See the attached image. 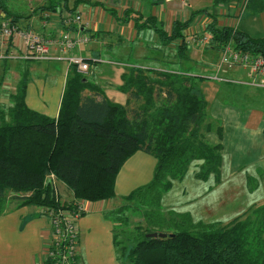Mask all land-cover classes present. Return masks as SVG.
<instances>
[{
    "label": "trees",
    "instance_id": "1",
    "mask_svg": "<svg viewBox=\"0 0 264 264\" xmlns=\"http://www.w3.org/2000/svg\"><path fill=\"white\" fill-rule=\"evenodd\" d=\"M65 1L49 0L48 7L56 11ZM0 4L6 19L29 28L19 23L24 15L11 13L3 0ZM148 21L163 45L179 41L176 65L171 63L176 67L127 66L120 86L128 94L125 104L109 99L76 65H70L57 117L27 105L26 81L12 91L2 89L5 79L0 78V215L13 202L57 211L74 210L79 200H112L120 168L136 151L145 150L157 158L154 176L123 196V201L144 202L138 208L142 218H114L115 212L125 209L122 205L108 212L122 264H264V204L228 223L194 222L190 213L172 210L162 213L163 194L174 180L184 178L194 162L200 161L198 178L214 174L220 180L223 146L210 141L207 133L215 131L221 138L223 126L209 114L200 86L205 78L190 73L186 65L191 51L182 32L186 24L174 22L168 34L153 17ZM207 29V52L221 54L232 41L243 52L264 55V37L219 27L216 20ZM51 174L58 190L60 183L67 186L73 200L61 201ZM151 232L167 236H147Z\"/></svg>",
    "mask_w": 264,
    "mask_h": 264
},
{
    "label": "crops",
    "instance_id": "2",
    "mask_svg": "<svg viewBox=\"0 0 264 264\" xmlns=\"http://www.w3.org/2000/svg\"><path fill=\"white\" fill-rule=\"evenodd\" d=\"M4 1L3 6L9 7ZM32 1V12L19 15H24L28 20L25 24L36 31L58 37L69 28H77V24L63 23L62 15L66 11L80 12L90 22V28L81 29L90 40L75 52L89 62L90 71L86 75L90 80L98 84L109 99L120 104L128 100V94L120 90L127 66L137 64L165 70L176 65L175 50L179 41L163 45L153 23L148 21L150 17L163 24L168 34H171L174 22L186 24L182 32L187 40L196 35H207V27L213 20L219 27L231 26L252 37H264V0H253V12L248 11L250 0L247 5H244L246 0H191L189 8H183L178 0H67L59 4L56 11L48 7L49 0ZM2 9L0 21L5 19ZM113 48L121 51L124 58L105 60L104 54L112 53ZM205 49V46H191L186 64L193 62L200 68L189 69V72L205 78L200 86L209 103V114L223 126L221 138L215 131L207 133L210 141L223 146L220 180L214 174L207 179L198 178L196 172L200 161H196L184 178L173 181L171 188L163 194L161 205L169 211L190 213L194 222L228 223L252 206L264 204V106L253 103L243 106L219 100L222 91L232 88L220 84V79H211L214 72L205 71L206 64L216 67L220 57L219 53ZM58 53V47L54 45L50 49V58L43 60L64 64V72L62 68H55L49 76L26 87L27 105L50 117L59 114L71 68L65 59H55ZM16 61L0 60V72L10 71L7 78L0 73V78L5 79L3 83L7 79L16 80L12 91L19 84ZM234 69L229 68V72L248 76L243 79L254 85L256 76ZM219 76L228 78L227 74L221 76L219 73ZM261 101L264 103V98ZM156 165L157 158L152 153L136 151L117 174L115 199L91 202V210L84 212L78 220V264H122L114 241L115 223L108 217V212L114 208L115 201H122L121 197L148 184ZM51 235L49 218L41 208L13 202L0 215V264H43Z\"/></svg>",
    "mask_w": 264,
    "mask_h": 264
},
{
    "label": "built area",
    "instance_id": "3",
    "mask_svg": "<svg viewBox=\"0 0 264 264\" xmlns=\"http://www.w3.org/2000/svg\"><path fill=\"white\" fill-rule=\"evenodd\" d=\"M183 8H189L191 0H178ZM246 0L244 5H247ZM0 5V17H1ZM63 23L71 26L77 24L75 29L69 28L58 37L36 31L31 28H21L11 20L0 21V60H43L50 58V49L57 45L60 53L55 59H65L70 65H76L80 73L87 74L90 71L89 62L75 51L80 45L89 42L90 36L81 29L90 28V22L86 21L80 12H64ZM45 25L47 22L44 23ZM209 41L208 35L193 36L188 43L191 46H205ZM241 66L250 69L256 76L253 84L264 87V55L262 53L243 52L237 49L230 41L224 45L216 64L217 72L210 76L211 79H220L219 73L223 68H235ZM57 193L56 176L50 175ZM92 201L79 200L74 210L71 209H41L49 218L51 226L50 242L46 246L43 264L46 259H51L53 264H78L79 227L78 220L82 213L90 211Z\"/></svg>",
    "mask_w": 264,
    "mask_h": 264
},
{
    "label": "rangeland",
    "instance_id": "4",
    "mask_svg": "<svg viewBox=\"0 0 264 264\" xmlns=\"http://www.w3.org/2000/svg\"><path fill=\"white\" fill-rule=\"evenodd\" d=\"M4 2L6 3V5L9 6L6 8L11 9V13L19 15V14H23L26 12H32L30 0H5ZM33 2H35V1H32V3ZM36 2H38V1H36ZM253 10L254 9H253V5L251 2L249 5V8H248V11L253 12ZM4 13H5V9H4ZM240 15H241V12H240ZM27 21L28 20H26V18H22V19H20L19 23H20V25H24ZM210 52H213V51H210ZM104 57H105V60L110 61L108 59H112V60L123 59L124 55L122 54L121 51H117L115 48H113V52L108 53L107 55L104 54ZM14 63L16 64V71H18V74H19V79L17 80V83H19L20 81H26L27 85L29 84V87L33 86V84H35V82H37V79L41 80L42 77L49 76L48 74L53 73L55 68H62V71L64 72V64H60L58 62H53V61H49V60L48 61H46V60H41V61L18 60ZM186 65L187 66L189 65L188 66L189 69H192V68L198 69V70L200 69L197 66H195L193 64V62H191V63L187 62ZM205 66H206L204 68L205 71H210V72H214V73L217 72L216 67H214L212 65H208V64H206ZM225 68L222 69V71L220 72V75L223 76V75L227 74L228 78L227 77L225 78L226 81L220 80L218 82H220V84L228 85L232 89L229 88L227 90L222 91L219 94V100L227 101L229 103L242 104L243 106H247V104H249V103H253L254 105L264 106V103L261 101V98H264V88H259L255 85L247 84L246 81L243 79V77H248V76H246V75L239 76L237 74L229 72V71H231V70H229V68L228 69H225ZM236 69L238 71L240 69H242V70L246 71L249 74V76H252L250 69L247 70V69H244V68L239 67V66L235 67L234 70H236ZM0 73L5 75V77L7 78L8 75L10 74V71L6 70V71H1ZM227 80H230V81H227ZM15 81L7 79L5 81V83L2 84V86L7 84V86H5V89L6 90H8V89L13 90L11 87L14 85ZM2 89H3V87H2ZM1 91H3V90H0V92ZM59 187H60L59 189H60L61 201L64 202V201L73 200V198H74L73 193L70 190H68L67 186L60 183ZM121 198H122V201L120 199L117 202L115 201V205H114L113 209L115 210L116 208H118L121 205L123 207H125V209L123 208L122 209L123 211L115 212L114 218L121 220V217L126 215L131 220H134V219L136 220L137 218L141 219L142 215H141V212L138 210V208L143 207L144 202L141 199H134V198L129 199L127 201H123L124 198L123 197H121ZM161 208H163L162 205H161ZM162 213L167 214L168 212L166 209H163ZM123 219H124V217H123ZM120 220H118V221H120ZM137 224H139V223H137ZM120 237L123 238V235Z\"/></svg>",
    "mask_w": 264,
    "mask_h": 264
},
{
    "label": "water",
    "instance_id": "5",
    "mask_svg": "<svg viewBox=\"0 0 264 264\" xmlns=\"http://www.w3.org/2000/svg\"><path fill=\"white\" fill-rule=\"evenodd\" d=\"M147 236H153V237L162 236V237H165V236H167V233L151 232V233H148Z\"/></svg>",
    "mask_w": 264,
    "mask_h": 264
}]
</instances>
